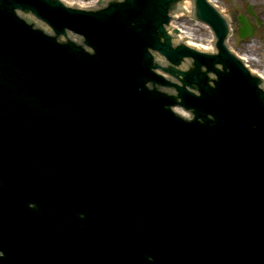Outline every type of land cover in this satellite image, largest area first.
Here are the masks:
<instances>
[{
    "label": "water",
    "instance_id": "water-1",
    "mask_svg": "<svg viewBox=\"0 0 264 264\" xmlns=\"http://www.w3.org/2000/svg\"><path fill=\"white\" fill-rule=\"evenodd\" d=\"M177 1L0 0V264H264V89Z\"/></svg>",
    "mask_w": 264,
    "mask_h": 264
},
{
    "label": "flooded vegetation",
    "instance_id": "flooded-vegetation-1",
    "mask_svg": "<svg viewBox=\"0 0 264 264\" xmlns=\"http://www.w3.org/2000/svg\"><path fill=\"white\" fill-rule=\"evenodd\" d=\"M225 10L230 18L233 28V43L242 53L250 54L246 46L256 43V50L264 58V0H226ZM244 16L253 25L252 37L241 39L239 37L240 24L238 17ZM259 66L264 69L263 63Z\"/></svg>",
    "mask_w": 264,
    "mask_h": 264
},
{
    "label": "rangeland",
    "instance_id": "rangeland-1",
    "mask_svg": "<svg viewBox=\"0 0 264 264\" xmlns=\"http://www.w3.org/2000/svg\"><path fill=\"white\" fill-rule=\"evenodd\" d=\"M218 3L221 5V6H225V4H226V0H218ZM257 44L256 43H253V44H251V46L249 45V46H246L247 48H248V51L250 52V54L251 55H253V56H256L257 58H259L260 59V62L261 63H263V59L264 58H262L261 57V55L259 54V52L256 50V46ZM259 56V57H258Z\"/></svg>",
    "mask_w": 264,
    "mask_h": 264
}]
</instances>
